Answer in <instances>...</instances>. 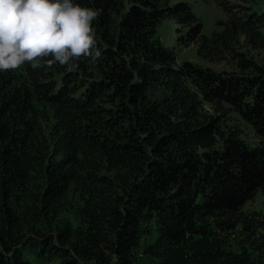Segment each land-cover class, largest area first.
<instances>
[{
	"label": "trees",
	"instance_id": "obj_1",
	"mask_svg": "<svg viewBox=\"0 0 264 264\" xmlns=\"http://www.w3.org/2000/svg\"><path fill=\"white\" fill-rule=\"evenodd\" d=\"M75 2L100 11L96 62L0 72V264H136L151 235L158 264H264V215L245 210L264 189L251 52L264 11L221 3L233 16L207 36L184 1ZM167 17L188 28L180 42L238 70L179 64L157 35Z\"/></svg>",
	"mask_w": 264,
	"mask_h": 264
},
{
	"label": "clouds",
	"instance_id": "obj_2",
	"mask_svg": "<svg viewBox=\"0 0 264 264\" xmlns=\"http://www.w3.org/2000/svg\"><path fill=\"white\" fill-rule=\"evenodd\" d=\"M100 11L75 0H0V72L26 63L74 71L101 57L93 22Z\"/></svg>",
	"mask_w": 264,
	"mask_h": 264
},
{
	"label": "rangeland",
	"instance_id": "obj_3",
	"mask_svg": "<svg viewBox=\"0 0 264 264\" xmlns=\"http://www.w3.org/2000/svg\"><path fill=\"white\" fill-rule=\"evenodd\" d=\"M178 1H184L189 4L192 11L202 22V31L207 36H212L214 32L220 31L222 26L219 21H228L232 18L233 14L227 12L221 3H226L230 6L232 3L240 4L242 7H247L254 11H264V0H169L171 4ZM235 12V11H234ZM187 27L185 25L177 24V22L172 18L163 19L157 26V35L161 39L162 43L174 50L177 62L180 64L186 60H190L194 63H198L204 67H209L215 71L219 72H231L238 70L235 66L233 60H223V61H211L204 57H201L197 53V44L191 43L186 46L180 42L179 38L184 37L187 32ZM243 51H248L245 47H242ZM252 54L259 62H264V50H252ZM229 59V58H228ZM206 107H209L206 104ZM242 128L244 129V136L252 144H257L259 142V137L255 133L254 129L248 125L246 122L241 121ZM245 210H257L264 215V189L260 188L255 197L250 199L246 205ZM65 217L70 219L72 222L77 223L75 213L68 211ZM238 233L236 238L238 237ZM155 235L144 237L141 247L138 249L137 263L136 264H158L159 261L144 253L145 245L153 241ZM235 236H232V248L235 250L239 249V245L236 242Z\"/></svg>",
	"mask_w": 264,
	"mask_h": 264
},
{
	"label": "crops",
	"instance_id": "obj_4",
	"mask_svg": "<svg viewBox=\"0 0 264 264\" xmlns=\"http://www.w3.org/2000/svg\"><path fill=\"white\" fill-rule=\"evenodd\" d=\"M156 259V258H155ZM158 260V259H157ZM159 261V260H158Z\"/></svg>",
	"mask_w": 264,
	"mask_h": 264
}]
</instances>
